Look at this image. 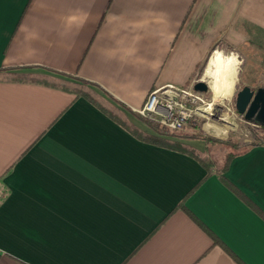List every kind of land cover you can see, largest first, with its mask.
Masks as SVG:
<instances>
[{"label": "crops", "instance_id": "0c3cea01", "mask_svg": "<svg viewBox=\"0 0 264 264\" xmlns=\"http://www.w3.org/2000/svg\"><path fill=\"white\" fill-rule=\"evenodd\" d=\"M219 40L264 70V0H0V264H264V145L226 171L256 207L38 76L87 79L133 115L152 88L200 79Z\"/></svg>", "mask_w": 264, "mask_h": 264}, {"label": "trees", "instance_id": "16d2710c", "mask_svg": "<svg viewBox=\"0 0 264 264\" xmlns=\"http://www.w3.org/2000/svg\"><path fill=\"white\" fill-rule=\"evenodd\" d=\"M220 41L221 40L216 42V45H214L212 47L210 53L213 50H215L217 48V46L220 45ZM224 44L228 50H230V51L234 50V45L231 44L230 42L225 41ZM208 60H209V55L207 56L206 60L203 61V63L200 65L199 75L201 73V69L206 67ZM18 75L24 76V77H30V78H35V76H36L35 74L32 75L30 73H25V72H20V73L18 72ZM38 76L41 79L50 80L54 84L60 85L62 87L68 88V89H72L78 95L85 96L90 101L97 104L101 109H103L104 111L109 113L111 115V117H113L114 119L119 121L121 124H123L125 127H127L132 133H134L139 138L146 140V141H149V142L160 144L163 146H167V147H171V148H175V149H180V150L186 151V152L190 153L191 155L197 157L201 161V163L207 168V174L201 182H203L213 171H216L220 175L221 179L227 185H229L233 190H235L237 193L242 195L252 206H256L251 200H249L247 198V196H245L243 194V192L233 182H231L229 180V178L226 176V171L228 170L230 162L235 155H237L241 152H244L253 146L264 145V128L261 127L259 124L251 122L248 125V128L250 130V134H251V139L240 141L237 144L236 143L231 144L234 147H236V146H238V147H236L235 149H232L228 153H226L223 162L220 165H218L215 168V170H213V168L209 164V160L205 157H201L196 148L184 143L183 141H180L179 139H174V138L168 137L169 135H176L174 132L172 133L171 131H169L172 129H169L166 126L161 125L159 122H157L151 118L144 117V116L140 115L139 113H137L136 111H134L131 108H128V110L131 113H133L135 116H137L143 123H145L150 128H152L153 131H148V130L140 127L139 125H137L134 122L127 121V120L125 121V120L121 119L120 114H119V111L121 109L116 104H114L113 102H110V103L108 102V104H107V100L104 99L103 97H101V95H99V93L93 89V86H98L95 83H93L87 79H84V78H81L78 76H72V75H70V76L67 75V77H71L73 79H76V81L71 80V79H66L67 77L62 78V77L49 76V75H45V74H43V75L40 74ZM116 102L124 105L123 103H121V101H119L117 99H116ZM180 136L192 137V138H202L205 140L206 139L217 140L216 138L210 137V136H208L202 132L180 134ZM193 190H194V188L191 189L187 193V195L190 194ZM185 200H186V197L183 199V201H181L179 203L178 206L185 209L191 215V217H193V219L195 221H197L203 228H205L206 231H208L213 236V238L215 240L220 241L221 244H223L230 252H232L231 249L227 245H225V243H223V241H221L219 239V237L186 205ZM261 213L264 215V212L261 211Z\"/></svg>", "mask_w": 264, "mask_h": 264}, {"label": "rangeland", "instance_id": "374dc122", "mask_svg": "<svg viewBox=\"0 0 264 264\" xmlns=\"http://www.w3.org/2000/svg\"><path fill=\"white\" fill-rule=\"evenodd\" d=\"M216 50L222 51L224 55H229V54L236 55V57L239 60L238 71H237L238 76L235 81L236 84L234 87V92L223 100L215 101L214 108L217 109L216 114H212L208 117H199L196 123H187L184 127L180 129L169 130L172 133L174 132L176 135L168 136L170 138L179 139L180 141H183L184 143L196 148L201 157H205L209 160V164L211 165L213 170L223 162L226 153L238 147V146L234 147L231 144H235V143L237 144L240 141L251 139L250 130L248 128V125L251 123V121L246 120L244 115L238 112L236 108L235 89H239L245 84H249V85L251 84V85L258 86L260 82L264 81V70H260L257 67L258 65L254 64V62L259 61L262 58V55H254V54L243 55L244 56V60H243L244 63H243L240 55L233 53L232 51H227L226 49H222L220 47L216 48L209 54V60H208L206 67L201 69L200 75L196 76L195 78L204 79L210 85V81L212 80V78L208 75H205V70L209 64V61L212 55L214 54ZM93 89L97 91L99 95H101V97L107 100V104L108 102L109 103L111 102V100L108 99L107 96L103 94L101 91H99L96 87H93ZM204 92H205V96L207 97V99L209 101H212L213 90L211 88V85H210V88ZM220 105H222L221 108H219ZM226 113L232 115L236 120V125L233 128L229 129L227 136L216 135L207 129L206 124L208 123H212L216 125L224 124L225 123L224 115ZM119 114H120V118L125 121L127 120V121L133 122L134 120H136L141 123L140 125L150 128L148 125L143 123L134 114L132 115L122 110L119 111ZM196 132L198 133L202 132L210 137L216 138L217 140H209V139L205 140L202 138H192V137L180 136V134L196 133ZM184 139L198 140L197 143L199 144V146L189 144L185 142Z\"/></svg>", "mask_w": 264, "mask_h": 264}, {"label": "built area", "instance_id": "2783aa9c", "mask_svg": "<svg viewBox=\"0 0 264 264\" xmlns=\"http://www.w3.org/2000/svg\"><path fill=\"white\" fill-rule=\"evenodd\" d=\"M197 80L188 85L166 83L154 87L135 111L172 130L180 129L187 123H196L199 117L216 114L215 102L212 104L204 91L195 88Z\"/></svg>", "mask_w": 264, "mask_h": 264}, {"label": "bare ground", "instance_id": "6f19581e", "mask_svg": "<svg viewBox=\"0 0 264 264\" xmlns=\"http://www.w3.org/2000/svg\"><path fill=\"white\" fill-rule=\"evenodd\" d=\"M218 52L223 53L220 50H216L205 70V75H208L212 78L210 81V85L213 90L212 104L215 101L225 99L234 92V87L236 84L235 81L238 76L237 71L239 60L236 55L229 54L217 56ZM224 119L225 123L222 125H216L212 123L206 124L207 129L216 135L227 136L229 129L236 125V120L228 113L224 115Z\"/></svg>", "mask_w": 264, "mask_h": 264}, {"label": "water", "instance_id": "95a60500", "mask_svg": "<svg viewBox=\"0 0 264 264\" xmlns=\"http://www.w3.org/2000/svg\"><path fill=\"white\" fill-rule=\"evenodd\" d=\"M195 88L201 91H207L210 88L209 83L204 79H198ZM236 92V108L242 113L246 120L259 124L264 128V86L257 88L245 84Z\"/></svg>", "mask_w": 264, "mask_h": 264}, {"label": "clouds", "instance_id": "9594fccd", "mask_svg": "<svg viewBox=\"0 0 264 264\" xmlns=\"http://www.w3.org/2000/svg\"><path fill=\"white\" fill-rule=\"evenodd\" d=\"M224 54L223 53H217V56H223Z\"/></svg>", "mask_w": 264, "mask_h": 264}, {"label": "flooded vegetation", "instance_id": "af4514ba", "mask_svg": "<svg viewBox=\"0 0 264 264\" xmlns=\"http://www.w3.org/2000/svg\"><path fill=\"white\" fill-rule=\"evenodd\" d=\"M252 87L257 88L258 86L252 85ZM241 88V87H240Z\"/></svg>", "mask_w": 264, "mask_h": 264}]
</instances>
